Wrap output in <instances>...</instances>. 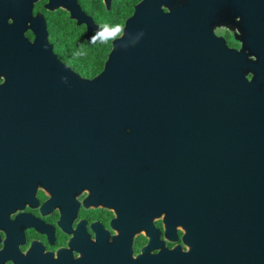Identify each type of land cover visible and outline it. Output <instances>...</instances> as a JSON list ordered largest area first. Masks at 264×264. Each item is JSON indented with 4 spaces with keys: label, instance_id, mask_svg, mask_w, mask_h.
I'll return each mask as SVG.
<instances>
[{
    "label": "water",
    "instance_id": "1",
    "mask_svg": "<svg viewBox=\"0 0 264 264\" xmlns=\"http://www.w3.org/2000/svg\"><path fill=\"white\" fill-rule=\"evenodd\" d=\"M231 2L237 49L206 28L201 1L169 0L162 13L140 0L90 79L59 68L36 38L28 43L0 25V90L26 108L13 123L31 140L29 170L46 161V133L57 142L50 157L69 154L73 129L77 144L83 135L120 145L126 161L151 160L157 216L182 231L185 249L132 256L121 241L81 264H264V0Z\"/></svg>",
    "mask_w": 264,
    "mask_h": 264
},
{
    "label": "flooded vegetation",
    "instance_id": "2",
    "mask_svg": "<svg viewBox=\"0 0 264 264\" xmlns=\"http://www.w3.org/2000/svg\"><path fill=\"white\" fill-rule=\"evenodd\" d=\"M139 1L69 0L61 7L48 0H0V25L16 27L28 43L36 38V50L52 56L59 68L90 79ZM199 1V14L209 18L206 28L227 48L237 49L231 0ZM168 2L154 0L162 13ZM3 81L0 70V88ZM12 97L0 90V264H26L29 255L37 264H81L121 241L132 256L154 255L159 246L185 249L180 228L164 227L157 216L153 187L146 181L150 159L126 161L122 146H93L83 135L77 144L73 129L68 155L50 157L57 142L54 133H46L40 149L45 156L40 160L46 161L30 171L31 140L21 124L13 123L26 118V108L15 106L23 101Z\"/></svg>",
    "mask_w": 264,
    "mask_h": 264
},
{
    "label": "clouds",
    "instance_id": "3",
    "mask_svg": "<svg viewBox=\"0 0 264 264\" xmlns=\"http://www.w3.org/2000/svg\"><path fill=\"white\" fill-rule=\"evenodd\" d=\"M121 31H123V29L121 28Z\"/></svg>",
    "mask_w": 264,
    "mask_h": 264
}]
</instances>
